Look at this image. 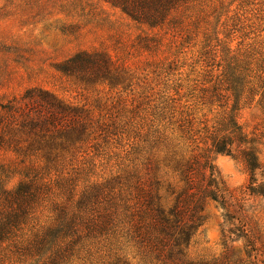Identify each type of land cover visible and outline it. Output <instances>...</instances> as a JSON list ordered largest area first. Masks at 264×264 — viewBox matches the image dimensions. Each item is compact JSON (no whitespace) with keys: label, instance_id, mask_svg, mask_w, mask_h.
<instances>
[{"label":"rangeland","instance_id":"1","mask_svg":"<svg viewBox=\"0 0 264 264\" xmlns=\"http://www.w3.org/2000/svg\"><path fill=\"white\" fill-rule=\"evenodd\" d=\"M82 50L107 52L125 69L126 82L85 83L58 71L60 62ZM229 61L246 69L238 121L249 137L257 138L262 169L256 177L264 184V0H190L156 27L136 22L107 0H0V112L2 104L41 87L115 124L116 132L102 141L105 156L95 159L91 181L119 167L133 170L151 158L162 162L165 183L180 190L181 177L167 158L189 160L207 152L224 182L229 206L226 210L211 198L204 201L206 220L192 239L188 258L199 263L261 264L264 256L252 251L244 238L237 239L249 234L261 237L259 245L264 243V197L247 190L250 171L241 146L235 144L234 155H228L207 151L210 142L202 141L233 103L225 90L221 100L212 92ZM17 157L14 151L0 150V168L18 164ZM32 160L42 162L38 157ZM19 180L16 175L4 178V183L11 189ZM54 192L59 194L57 187ZM162 193L171 205L174 196H169L167 186ZM49 206L37 214L39 225L48 224ZM231 234L234 239L228 240ZM106 254L107 247H94L86 264H100ZM124 254L132 264H166L134 244L126 245Z\"/></svg>","mask_w":264,"mask_h":264},{"label":"trees","instance_id":"2","mask_svg":"<svg viewBox=\"0 0 264 264\" xmlns=\"http://www.w3.org/2000/svg\"><path fill=\"white\" fill-rule=\"evenodd\" d=\"M107 1L136 22L156 27L190 0ZM57 69L85 83L112 86L127 80L125 69L101 50L78 51ZM247 82L246 69L238 61H229L212 92L221 100V90H225L233 103L202 141L210 142L207 151L228 155H234L238 143L250 171L247 190L264 197V184H258L256 177L262 169L257 138L249 137L238 121ZM261 82L264 97V79ZM1 108L0 150L17 153L18 164L0 168V264L6 260L10 264H76L79 260L86 264L94 247L100 250L103 246L107 254L100 264H132L124 254L128 244L166 264H216L194 262L187 254L206 220L204 201L211 198L226 210L229 206L224 182L207 152L189 160L167 158L181 177L180 190L165 183L160 175L162 162L151 158L142 161L141 168L127 171L119 167L110 176L91 181L95 159L105 156L102 141L116 132L115 124L96 118L86 105L41 87L27 89L20 100H10ZM35 157L42 159L40 165L33 162ZM16 175L20 176L17 186L7 188L4 178ZM165 186L169 196H174L171 205L162 193ZM56 187L59 194L54 192ZM79 188H83L81 193ZM48 206L50 220L39 225L37 214ZM228 237L234 239L232 234ZM240 238L264 256V243L261 246L257 241L261 237L237 235ZM259 260L264 264V257Z\"/></svg>","mask_w":264,"mask_h":264}]
</instances>
